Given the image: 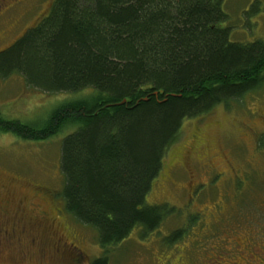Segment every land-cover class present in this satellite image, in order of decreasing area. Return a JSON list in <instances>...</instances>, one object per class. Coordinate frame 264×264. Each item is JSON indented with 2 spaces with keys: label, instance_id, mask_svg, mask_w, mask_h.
<instances>
[{
  "label": "trees",
  "instance_id": "1",
  "mask_svg": "<svg viewBox=\"0 0 264 264\" xmlns=\"http://www.w3.org/2000/svg\"><path fill=\"white\" fill-rule=\"evenodd\" d=\"M49 11L0 52V78L95 96L61 107L42 128L0 118V132L46 141L71 130L61 196L99 234L105 256L92 264H110V249L174 213L147 198L184 123L264 87V42L231 41L223 0H55Z\"/></svg>",
  "mask_w": 264,
  "mask_h": 264
},
{
  "label": "rangeland",
  "instance_id": "2",
  "mask_svg": "<svg viewBox=\"0 0 264 264\" xmlns=\"http://www.w3.org/2000/svg\"><path fill=\"white\" fill-rule=\"evenodd\" d=\"M54 2L0 0V52L46 18ZM223 11L232 42H264V0H223ZM94 92L53 95L19 75L0 78V118L42 128L55 111L91 102ZM68 132L46 141L0 132V264H92L105 256L98 232L67 213L61 196ZM23 202L22 234L10 219ZM147 204L174 213L148 236L135 230L110 249V264H264V87L186 121ZM39 211L45 225H38ZM182 229L179 242H165Z\"/></svg>",
  "mask_w": 264,
  "mask_h": 264
},
{
  "label": "flooded vegetation",
  "instance_id": "3",
  "mask_svg": "<svg viewBox=\"0 0 264 264\" xmlns=\"http://www.w3.org/2000/svg\"><path fill=\"white\" fill-rule=\"evenodd\" d=\"M15 5H18L19 3H14ZM8 8V7H7ZM6 8V9H7ZM24 202L23 203H20V205L17 207V210L13 213V216H11V225L12 226H19V231L23 234V231H24V227L27 225L26 223V220H27V216L25 213H23V206ZM1 212H4L3 209H1ZM26 212V211H25ZM1 217L3 216V213H1ZM28 214H30V211H28ZM36 218L38 219V225L39 224H44L47 223V218L45 217L46 216V213L45 212H41L39 211V214L38 215H35ZM10 223V221H9ZM11 237H14L16 236L15 234V228L13 227V230H11V232L9 233ZM22 239V238H21ZM20 239V240H21Z\"/></svg>",
  "mask_w": 264,
  "mask_h": 264
}]
</instances>
